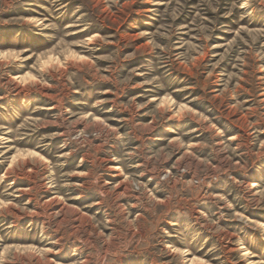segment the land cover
<instances>
[{
	"label": "rangeland",
	"instance_id": "rangeland-1",
	"mask_svg": "<svg viewBox=\"0 0 264 264\" xmlns=\"http://www.w3.org/2000/svg\"><path fill=\"white\" fill-rule=\"evenodd\" d=\"M263 238L264 0H0V264H264Z\"/></svg>",
	"mask_w": 264,
	"mask_h": 264
},
{
	"label": "bare ground",
	"instance_id": "bare-ground-1",
	"mask_svg": "<svg viewBox=\"0 0 264 264\" xmlns=\"http://www.w3.org/2000/svg\"><path fill=\"white\" fill-rule=\"evenodd\" d=\"M17 79V78H16ZM16 79H12V80H10V81H14V80H16ZM22 89V88H21ZM16 90H19V88H16ZM20 92V91H19ZM22 93V92H21ZM19 94V93H18ZM22 95V94H21ZM231 140L233 141V140H235V137H233V138H231ZM111 169V168H110ZM116 170V169H115ZM22 192V191H21ZM24 192V191H23ZM263 241H264V238H263ZM248 254V253H247ZM246 256H249V255H246Z\"/></svg>",
	"mask_w": 264,
	"mask_h": 264
}]
</instances>
